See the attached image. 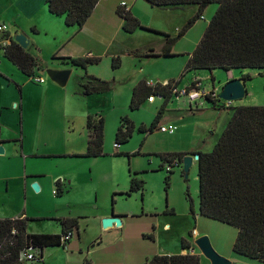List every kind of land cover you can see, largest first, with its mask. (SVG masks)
<instances>
[{"label": "rangeland", "instance_id": "1", "mask_svg": "<svg viewBox=\"0 0 264 264\" xmlns=\"http://www.w3.org/2000/svg\"><path fill=\"white\" fill-rule=\"evenodd\" d=\"M138 1L140 4L135 6L136 13L145 24L141 27L145 29L137 28L132 33L124 32L122 29L115 30L109 35L111 45L108 49L87 37L86 39L92 42L89 43L94 52L92 56L96 55L99 62L84 72L74 71L69 79L68 87L72 88V85H75L76 92L82 95V100L76 102L77 109L83 114L103 117L104 155L85 158L83 154L79 155L77 160H72L74 162L64 160L65 166L63 165L59 171L67 170L66 179L70 182V189L63 192L60 197L51 194V190H55L54 183L49 191L40 195L37 193L26 195L23 183L12 177L13 171L9 163L4 162L0 168V218L15 217L22 213L41 218L50 214L57 217L71 211L88 218L80 221L82 253L79 254L74 249L70 252L69 249L50 248L53 264H65L64 255L71 253L72 259L70 261L68 259L70 262L68 264H81L80 261L84 259L92 264H125L123 258L133 252L141 251L151 258L158 243L164 248L162 250L178 252L181 239L189 242L188 234L193 230L198 233V237L206 236L213 250L222 256L216 249L222 252L231 250L237 234L235 228L199 215L196 160L192 161L185 178L182 160L177 163L176 158L172 159L169 167L162 158L171 159L172 155H191L198 151L210 152L216 138L226 127L224 122L230 119L233 108L264 107L263 74L258 70L232 69L233 79H240L243 76H249L250 79L243 84L246 95L240 100L230 102V109H213L203 102L197 109L192 107L193 112H190L188 105L184 104L185 100L171 97L165 101L155 97L154 104L146 101L138 109L131 110L132 90L141 81L164 84L168 82H164L165 79L171 78L168 83H172L183 74L179 87L198 77L204 81L206 89L213 87L217 94L227 82L226 71L220 69L212 72L199 70L183 73L189 55L199 43L217 9L216 5H207L193 26L183 36L177 38L187 20L195 16L197 8L159 9L150 7L143 0ZM105 3L113 8L120 0H105ZM1 6L3 4L0 2V9ZM113 13L117 22L118 16ZM61 19L64 24L63 18ZM164 35L169 36L173 42V52L180 56L174 59L160 57L146 59L145 53L149 49L159 51L165 47ZM83 37L84 34L78 39ZM114 57H119V66L116 69L112 68ZM46 62L49 67L56 66V62L50 60V57L43 61ZM35 75L43 77L46 83H53L45 73L36 72ZM85 75L107 82L110 89L102 93L84 94L83 89L79 88V78ZM48 103L49 109L53 110L55 104ZM162 106L164 111L159 126L175 125L178 130L172 135L160 133L158 129L152 133L140 132V126L149 128ZM123 119L133 124V131L126 143L115 147V133ZM78 124L76 120V125ZM116 152L121 155H115ZM130 177L142 180V192L131 193L128 197L119 196L120 193L125 194L129 190ZM116 212H127L118 216L126 215L128 218L121 227L114 230L104 231L102 227L100 230L89 218L102 213L116 215ZM45 219H35L37 221L30 223L29 230H36L37 233L34 234H53L45 232L60 229L59 222ZM96 241H102L101 245L92 247ZM191 244L196 254L200 256V264H210L200 254L194 242Z\"/></svg>", "mask_w": 264, "mask_h": 264}, {"label": "trees", "instance_id": "2", "mask_svg": "<svg viewBox=\"0 0 264 264\" xmlns=\"http://www.w3.org/2000/svg\"><path fill=\"white\" fill-rule=\"evenodd\" d=\"M100 0H44L48 12L62 17L66 26L82 28L91 16ZM150 6L161 8H179L185 5H197L198 10L187 20L185 27L178 33L183 36L200 18L204 8L202 4H214L217 9L209 20L203 36L190 54L184 72L195 70L212 72L220 69H250L261 71L264 77V0H143ZM124 20L122 29L132 33L142 28L139 21L128 11L116 10ZM147 31H151L146 29ZM153 32V31H152ZM158 33V32H156ZM163 35V34H161ZM166 44L160 53L170 56L172 40L164 35ZM4 57L15 65L21 73L32 76L34 71H45L44 63L28 49L23 50L10 41L3 50ZM55 58V57H52ZM64 64L86 68L89 64L99 62L98 58L78 57L61 58ZM119 66V57L112 58V68ZM183 74L181 75V77ZM243 82L249 76L240 78ZM179 81L175 83L178 84ZM84 94L107 92V82L93 76L79 78ZM153 94H162L166 100L170 96L169 87L157 84L155 88L139 82L132 91L130 109L136 110ZM213 109H230L208 101ZM164 111L162 106L146 129L139 127L142 133H152ZM103 117L97 120L87 117L89 130L87 149L83 156H103ZM133 131V124L123 119L115 133V144L128 141ZM121 155V154H116ZM197 156V183L199 214L205 218L220 222L236 229L237 234L232 245L234 254L264 263V107L238 106L232 109L226 127L210 152H194ZM185 154L172 155L171 159L163 157L162 161L170 163L176 158L179 162ZM56 195L62 193L59 181L54 183ZM142 180L132 177L129 190L131 193L142 190ZM113 203V202H112ZM28 218L0 219V264H26L18 260L19 254L28 247L42 249L62 246L60 238L71 233L77 227L74 218H60V234H30L26 232ZM191 237V233L188 234ZM68 242V241H67ZM65 242V244L67 243ZM181 249H187L185 239L180 241ZM36 263V264H39ZM35 264V263H32ZM84 264H91L88 260ZM142 264H200V256L195 254L153 255Z\"/></svg>", "mask_w": 264, "mask_h": 264}, {"label": "crops", "instance_id": "3", "mask_svg": "<svg viewBox=\"0 0 264 264\" xmlns=\"http://www.w3.org/2000/svg\"><path fill=\"white\" fill-rule=\"evenodd\" d=\"M0 2L3 4L0 9V17H2L0 23H5L8 26V35L11 40L16 34L21 33L28 39L29 46L27 49L33 55L41 59L42 62L47 59V57L48 59L50 57V60L56 62V66L53 67H49L47 62L44 63L46 69L71 70L70 76L65 85L67 88H65V86L59 87L55 83H46V80H44V83L38 84L34 82V78L41 76H36L35 73H44L43 71L36 70L32 76H26L21 73L15 65V67L12 66L13 64L11 62L10 63L12 65H10L9 61L4 57L3 52L0 50V145L3 147L4 151L3 154L0 155V168H2V164L4 162L9 163L10 169L13 171L12 177H16L23 183L26 195L29 193L32 195H35V193L40 195L45 191H49L52 183H55L56 181L60 182L61 189L63 190L62 193L67 192L68 189H70V182L66 179L68 172L65 169L59 171V169L65 164L63 163L65 162L64 160L74 162L72 160H77L79 155L85 154L89 137V130L86 126L87 117L91 116L93 119L97 120L101 116H92L81 113V110L77 109L76 102H80L82 100V95L80 92H76L74 87L75 85H72V88H70L71 86L68 87L70 84L69 79L74 74V71L80 70L84 72L91 65H96L97 63L89 64L86 68L82 69L77 66L64 64V62L59 59L66 57L96 58V55L92 56L94 55L92 46L90 45L92 42L88 41L86 39L87 37L94 40L95 43H98L108 49L111 45V38H109V35H111L115 30L120 31L123 26L124 20L116 13V10L120 8L119 6L121 3L126 4L127 11L139 21L140 25H145L138 18L136 13L135 6H138L140 3L138 0H126V2L124 0H120V3H117L113 6V8H111L107 5V3H105V0H100L86 23L79 29L75 26H64L61 19L62 17L53 16L48 12L44 0H0ZM150 7L169 10L180 9L183 7H195L198 10L197 5H185L179 8ZM113 12H115L118 16L117 22L114 19ZM67 29L72 30L67 31ZM82 34H84V37L78 39ZM163 49L164 47H162L159 51L149 49L148 52L145 53L146 59L159 57L164 59H174L180 56L179 54H175L173 52L172 47L170 50L171 55L163 56L160 54ZM180 78L181 76L175 80L179 81L178 85L181 83ZM170 79L171 78H167L164 82H169ZM147 83L151 82H146V84ZM79 88L82 90L80 84ZM48 102H53L55 104L53 105V110L49 109ZM144 102L140 105V107L144 104ZM154 103L155 101L149 104ZM189 111L193 112L192 109H189ZM161 117L159 118L155 129L161 127L159 126L161 123ZM179 119L180 118L178 117V120ZM76 120H78V125H76ZM172 122L176 123L174 121ZM227 122L225 120L224 125H226ZM218 138L219 137L216 138V141ZM118 146L119 145L116 147ZM116 154H118V152H116ZM5 158H7L8 161H6ZM133 176H135V174ZM131 178L132 177H130V179ZM32 184L38 185L37 192L32 189ZM62 193L60 195H56L53 194V190H51V194L54 197H60ZM119 196L128 197V195L124 193H120ZM116 213V215L113 213L109 215L105 213L96 214L89 218L95 222L96 228L99 227V229L102 230L101 220L103 218L115 216L120 219L121 227L128 217L126 215L118 216V214H126L127 212ZM52 215L53 214L43 217L49 218L48 221L55 222H59L60 218H74L77 220V227L72 229V237L64 245V247L57 246L42 249V261L39 264H53L51 263V258H53V256L51 251H49L50 248L69 249L70 252L74 249L75 251H78L79 254L82 253L80 247V221L87 220L88 218L82 217L78 212L72 211L67 214L62 213V215L57 217ZM15 218L34 219L28 220L26 223V232L30 234L37 233L36 230H29L30 223L37 221L35 219L46 220L40 216H28L24 213L19 216L0 219ZM115 228L117 227L113 225L110 228L104 229V231H107L108 229L114 230ZM45 233L60 234L61 225L60 229L50 230ZM74 237H76V239H73ZM188 238L189 242L186 240L189 246L187 249H181L180 246V250L178 252L174 250H162L164 248L158 243L155 247L153 255H196L191 243L198 238V233L196 232V236L191 233V237L188 236ZM101 243L102 241H96L92 247H99ZM216 250L219 254L226 257L233 263L264 264L257 260H251L238 256L234 254L232 249L226 252H222L218 250V248ZM72 254L73 253H71V255H64L65 264L70 263L68 262V259L69 261L72 259ZM146 259H149L146 254L138 251L124 257L123 261L125 264H142ZM85 260L86 259L80 261L81 264H84Z\"/></svg>", "mask_w": 264, "mask_h": 264}, {"label": "built area", "instance_id": "4", "mask_svg": "<svg viewBox=\"0 0 264 264\" xmlns=\"http://www.w3.org/2000/svg\"><path fill=\"white\" fill-rule=\"evenodd\" d=\"M124 12H127V8H126V4L125 3H121L119 6ZM11 39L9 38L8 35V26L5 23H0V50L3 52L4 48L7 47L10 43ZM232 70L227 71V80L232 79ZM34 82L38 83V84H42L44 83V79L41 77H37L34 78ZM204 81L201 78L195 77L193 79L190 80V82L188 84H186L183 87H179L178 84H176L175 82L172 83H168L165 82L164 84H160V83H147V86L151 87V88H155V86L157 84H160L163 87H169L170 90V96L171 97H175V99L177 100H185L184 104L188 105L189 109H192V107L194 108H198L202 105L203 102H205L207 105L209 104L208 101H216L218 104L222 105L225 108H229L230 107V102H226V101H222L219 100L218 98V94L216 92V90L212 87L211 89H206V87L204 86ZM155 97L158 98H162L165 101L166 98L163 97L162 94H153L150 97L147 98V102L148 103H152L155 100ZM177 126L175 125H169V126H161L158 128V131L160 133H165V134H169L172 135L177 131ZM115 147L117 146L116 144L114 145ZM173 161V160H172ZM167 163L168 166L170 167L171 163ZM179 161H177L178 163ZM176 164V162H175ZM169 168H167V171L169 173ZM53 194H56V188L55 190H53ZM192 234L194 236H196V232L193 231ZM72 237V233H67L66 235L62 236L60 238V243L62 245H65V242L69 241ZM40 249H36L33 247H28L26 248L24 251H22L19 256H18V260L22 261V262H30V263H39L40 261Z\"/></svg>", "mask_w": 264, "mask_h": 264}, {"label": "water", "instance_id": "5", "mask_svg": "<svg viewBox=\"0 0 264 264\" xmlns=\"http://www.w3.org/2000/svg\"><path fill=\"white\" fill-rule=\"evenodd\" d=\"M202 8L206 7V4L201 5ZM13 42L26 50L29 46L28 39L21 33L16 34L13 37ZM44 73L47 75L48 79L55 83L59 87H64L70 76V69H46ZM246 95V90L241 79H230L223 85L220 93L218 94L219 100L226 102H233L242 99ZM3 147L0 145V155L3 154ZM197 156L186 155L182 159L183 174L187 177L188 169L192 164L193 159L197 160ZM32 189L37 192L38 185L32 184ZM115 225V227H120L121 222L118 217L111 216L108 218H103L101 220V227L107 229ZM195 246L199 250L200 254L205 257L210 264H239L233 263L230 260L218 255L210 245V242L206 236L198 237L194 241Z\"/></svg>", "mask_w": 264, "mask_h": 264}, {"label": "bare ground", "instance_id": "6", "mask_svg": "<svg viewBox=\"0 0 264 264\" xmlns=\"http://www.w3.org/2000/svg\"><path fill=\"white\" fill-rule=\"evenodd\" d=\"M197 255V254H196Z\"/></svg>", "mask_w": 264, "mask_h": 264}]
</instances>
